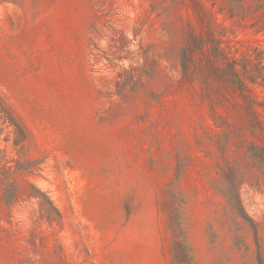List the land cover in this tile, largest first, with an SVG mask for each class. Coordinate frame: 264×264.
Here are the masks:
<instances>
[{
	"label": "rangeland",
	"instance_id": "obj_1",
	"mask_svg": "<svg viewBox=\"0 0 264 264\" xmlns=\"http://www.w3.org/2000/svg\"><path fill=\"white\" fill-rule=\"evenodd\" d=\"M0 264H264V0H0Z\"/></svg>",
	"mask_w": 264,
	"mask_h": 264
},
{
	"label": "trees",
	"instance_id": "obj_2",
	"mask_svg": "<svg viewBox=\"0 0 264 264\" xmlns=\"http://www.w3.org/2000/svg\"><path fill=\"white\" fill-rule=\"evenodd\" d=\"M239 85H240V83H242V82H240V80H239V82H237ZM45 197V199H46V196H44Z\"/></svg>",
	"mask_w": 264,
	"mask_h": 264
}]
</instances>
